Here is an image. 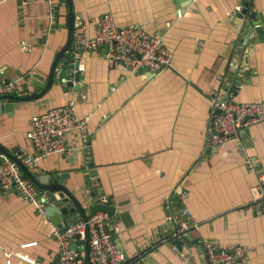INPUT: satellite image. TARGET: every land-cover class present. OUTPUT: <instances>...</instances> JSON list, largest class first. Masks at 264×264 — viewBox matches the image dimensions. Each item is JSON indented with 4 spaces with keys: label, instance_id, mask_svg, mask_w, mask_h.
Instances as JSON below:
<instances>
[{
    "label": "crops",
    "instance_id": "1",
    "mask_svg": "<svg viewBox=\"0 0 264 264\" xmlns=\"http://www.w3.org/2000/svg\"><path fill=\"white\" fill-rule=\"evenodd\" d=\"M73 3L90 37L92 20L104 13L119 27L136 25L159 35L173 54V68L155 75L110 69L102 49L83 53L79 91L60 82L47 91L40 82L32 86L36 74L47 82L68 42L66 0H0V78L25 83L26 97L43 91L41 98L15 101L9 109L7 102L0 105V145L16 156L33 154L32 117L75 100L77 115L88 119L89 140L68 133L67 152L44 159L36 176L64 175L62 183L84 205L106 196L116 209L108 228L128 264H185L181 253L194 264H210L203 239L225 249L242 246L249 264H264V209L252 192L264 173V121L220 145L207 140L214 94L238 103L264 102V0ZM251 14L263 21L261 37L251 32ZM239 73L243 87L236 91ZM27 75L28 81L18 79ZM185 207L197 229L177 251L167 241L176 227L168 217H181ZM54 226L13 191L0 195V264H31L23 257L56 264ZM5 248L16 255L7 256Z\"/></svg>",
    "mask_w": 264,
    "mask_h": 264
},
{
    "label": "built area",
    "instance_id": "2",
    "mask_svg": "<svg viewBox=\"0 0 264 264\" xmlns=\"http://www.w3.org/2000/svg\"><path fill=\"white\" fill-rule=\"evenodd\" d=\"M28 1V0H24ZM54 5L56 0H47ZM197 1V0H192ZM95 25L94 35H88L87 22L81 15L75 16L73 34L72 63L80 61L83 53L105 50L104 58L110 69L122 68L134 74L141 70L157 74L173 68V54L165 47L163 40L157 34H150L143 27L130 25L119 27L111 13H104L92 20ZM262 19H255L254 26H261ZM200 42H198L199 44ZM241 77V78H240ZM243 74L239 73V84L234 86L236 91L243 87ZM15 95L26 97L28 89L21 81L5 82L0 78V97ZM29 139L33 144L34 153L22 152L19 161L28 171L37 175L40 163L51 156L67 152L65 139L68 133L80 132L85 142L88 139V119L80 118L76 112V101L54 108L46 113L35 115L31 119ZM264 121V102L238 103L228 97L214 94L210 111L208 143L220 145L233 139L240 130L247 129ZM249 169L253 170V159L248 160ZM13 191L18 197L33 203L37 210L45 213L49 204V193L38 188L34 182L25 177L18 164L0 151V195L7 196ZM257 197L258 206L264 209V173L257 177V185L252 191ZM87 199H90V194ZM92 197L84 205L88 221L81 220L70 224L67 230L61 232L53 227L59 245V258L56 264H85V252L80 250L87 229L89 230V262L90 264H128L123 252L108 231L110 218L104 212L92 213V205L108 204L106 196L100 194ZM169 205L167 204L166 207ZM176 222V229L169 235L170 240L185 241L189 234L197 229L188 208H184L181 217L169 216ZM80 235V238H77ZM77 244L78 251L71 248ZM201 246L210 264H249L247 251L242 246L232 249L220 247L213 239H203ZM7 256H15L10 248L3 249ZM179 257L185 264H194L192 256L181 253ZM31 264H46L40 260L23 257ZM133 264H140L135 262Z\"/></svg>",
    "mask_w": 264,
    "mask_h": 264
},
{
    "label": "water",
    "instance_id": "3",
    "mask_svg": "<svg viewBox=\"0 0 264 264\" xmlns=\"http://www.w3.org/2000/svg\"><path fill=\"white\" fill-rule=\"evenodd\" d=\"M68 6V42L63 50L57 55L55 61L52 65L51 71L48 74L47 82L45 79L36 74L33 75V81L30 83L32 86H36L41 83L40 87H44L43 90H49L56 82H60L65 86V90H71L73 87L79 91V87L75 86V82L80 81V73L79 71L82 70V67L79 62L73 64L72 57H73V34H74V21H75V10H74V3L73 0H66ZM257 19L253 14L250 15L248 18V24L251 27V32L254 34L258 32L261 37V31L263 29V24L261 26H254L253 21ZM24 78L25 81L30 80L32 77L31 75L27 76H18V79ZM17 79V80H18ZM15 80V79H14ZM13 79H6L5 82H12ZM235 86L239 84V80H236L233 83ZM235 90V89H234ZM43 95V91L41 92H34L29 97H19L15 95H6L0 97V105L6 103L5 107L10 108L15 101H32L38 98H41ZM0 151L8 156L10 159L15 161L20 169L22 170L25 177L31 179L34 184L49 193V204L45 210V216L51 219L52 223L61 231L67 230L68 226L73 223H78L81 220L88 221V216L84 211V203L83 200L77 197L76 193L70 191L68 187L62 183L65 176H50L49 179H44L43 177H38L36 175L31 174L28 169L19 161L18 157L15 155V151L11 153L7 151L2 145H0ZM52 180V181H51ZM73 205V207H71ZM71 207V208H70ZM96 212H104L108 215L110 219L115 217L116 209L110 204L102 205L98 204L96 201L92 205V213ZM75 213L72 217H69L70 214ZM176 227L172 225L171 230H175ZM77 238H80V235H77ZM116 241V240H115ZM175 245L177 251H183V240L175 239L168 241ZM83 244L80 250L85 252L84 262L85 264H90L89 262V230L87 229L85 233L84 240L80 242ZM118 243V242H116ZM119 244V243H118ZM72 249L78 251L77 244L71 245ZM119 248V247H118Z\"/></svg>",
    "mask_w": 264,
    "mask_h": 264
},
{
    "label": "trees",
    "instance_id": "4",
    "mask_svg": "<svg viewBox=\"0 0 264 264\" xmlns=\"http://www.w3.org/2000/svg\"><path fill=\"white\" fill-rule=\"evenodd\" d=\"M107 229H108V231L110 232V230H109V228L107 227ZM167 241H170V238L169 237H167ZM171 244V243H170Z\"/></svg>",
    "mask_w": 264,
    "mask_h": 264
}]
</instances>
